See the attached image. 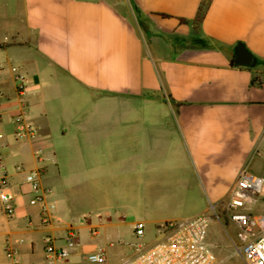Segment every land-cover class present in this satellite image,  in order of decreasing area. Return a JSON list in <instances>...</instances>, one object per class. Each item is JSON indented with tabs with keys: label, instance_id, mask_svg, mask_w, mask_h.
<instances>
[{
	"label": "crops",
	"instance_id": "0c3cea01",
	"mask_svg": "<svg viewBox=\"0 0 264 264\" xmlns=\"http://www.w3.org/2000/svg\"><path fill=\"white\" fill-rule=\"evenodd\" d=\"M22 106L36 136L17 142ZM263 127L264 0H0V177L14 204L11 219L0 205V264L7 244L19 264H90L98 248L120 264L135 224L159 239L247 163L264 179ZM31 171L55 202L47 223ZM70 228L78 245L57 261L45 240L60 248Z\"/></svg>",
	"mask_w": 264,
	"mask_h": 264
},
{
	"label": "built area",
	"instance_id": "2783aa9c",
	"mask_svg": "<svg viewBox=\"0 0 264 264\" xmlns=\"http://www.w3.org/2000/svg\"><path fill=\"white\" fill-rule=\"evenodd\" d=\"M23 80V76H16L20 97L24 91ZM13 121L15 141L24 142L35 138L36 127L27 119L24 106L14 116ZM16 170L21 172L19 167ZM40 177L39 171H31L24 174L23 181L33 194L29 204L39 206L42 220L47 223L49 215L55 209V202L48 198L47 192L41 186ZM7 188V174L4 171L0 177V205L4 216L11 219L14 215V204L12 198L6 194ZM260 197L264 198V179L252 174L247 163L240 170L226 201L228 220L236 228V243L233 246L245 264H264V215H254L249 211ZM210 209L214 210V207L210 205ZM209 225L210 216L207 214L185 221L164 223L158 228L159 239L147 247L141 242L131 244V255L120 264H217L216 256L207 243ZM133 229L136 239L144 236L142 224H135ZM91 235L95 236L96 231H91ZM45 243L47 254L53 255L57 261H65L77 247L78 235L70 228L60 248H55L50 238H46ZM4 254L12 264H19L17 254L9 244L5 246ZM86 259L90 264H107V255L103 248H98Z\"/></svg>",
	"mask_w": 264,
	"mask_h": 264
},
{
	"label": "rangeland",
	"instance_id": "374dc122",
	"mask_svg": "<svg viewBox=\"0 0 264 264\" xmlns=\"http://www.w3.org/2000/svg\"><path fill=\"white\" fill-rule=\"evenodd\" d=\"M228 193L218 194L206 212L210 216V225L207 233V243L217 259V264H245L242 258L236 253L233 244L236 243V228L229 222L226 212V201ZM210 205L214 210L210 209ZM249 211L254 215H264V198L256 200ZM156 234L145 235L141 239L128 235L122 240L123 246H130L132 243H152L156 241Z\"/></svg>",
	"mask_w": 264,
	"mask_h": 264
},
{
	"label": "water",
	"instance_id": "95a60500",
	"mask_svg": "<svg viewBox=\"0 0 264 264\" xmlns=\"http://www.w3.org/2000/svg\"><path fill=\"white\" fill-rule=\"evenodd\" d=\"M251 60V54L247 50H245L241 44H238L236 48L235 63L241 65H248Z\"/></svg>",
	"mask_w": 264,
	"mask_h": 264
}]
</instances>
